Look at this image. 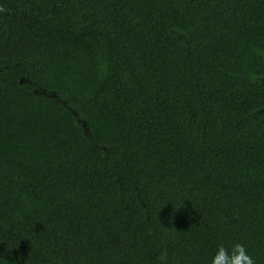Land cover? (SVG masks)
I'll list each match as a JSON object with an SVG mask.
<instances>
[{"label": "trees", "instance_id": "1", "mask_svg": "<svg viewBox=\"0 0 264 264\" xmlns=\"http://www.w3.org/2000/svg\"><path fill=\"white\" fill-rule=\"evenodd\" d=\"M264 264V0H0V264Z\"/></svg>", "mask_w": 264, "mask_h": 264}, {"label": "clouds", "instance_id": "2", "mask_svg": "<svg viewBox=\"0 0 264 264\" xmlns=\"http://www.w3.org/2000/svg\"><path fill=\"white\" fill-rule=\"evenodd\" d=\"M209 264H255V262L242 244L235 243L230 250L223 244L218 245Z\"/></svg>", "mask_w": 264, "mask_h": 264}]
</instances>
